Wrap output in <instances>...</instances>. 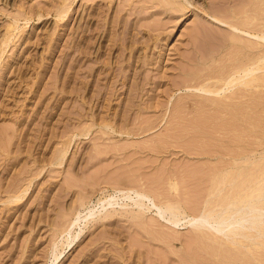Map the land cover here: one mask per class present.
Returning <instances> with one entry per match:
<instances>
[{"label": "rangeland", "instance_id": "374dc122", "mask_svg": "<svg viewBox=\"0 0 264 264\" xmlns=\"http://www.w3.org/2000/svg\"><path fill=\"white\" fill-rule=\"evenodd\" d=\"M263 31L264 0H0V264H264V70L223 84Z\"/></svg>", "mask_w": 264, "mask_h": 264}, {"label": "bare ground", "instance_id": "6f19581e", "mask_svg": "<svg viewBox=\"0 0 264 264\" xmlns=\"http://www.w3.org/2000/svg\"><path fill=\"white\" fill-rule=\"evenodd\" d=\"M65 7V6H64ZM263 14V13H262ZM247 15V14H246ZM257 16V15H256ZM248 18V17H247ZM246 18V19H247ZM251 18V17H250ZM258 18V17H257ZM256 18V19H257ZM248 20V19H247ZM248 22V21H247ZM256 22V21H255ZM254 23V22H253ZM252 25H254V24H252ZM250 28V27H249ZM252 28V27H251ZM253 29V28H252ZM262 29V28H261ZM255 31H257V30H255ZM259 33V32H258ZM261 33V32H260ZM260 36H262V37H264V31H263V33H261V34H259ZM233 39V38H232ZM235 40H237V39H235ZM238 41H239V39H238ZM248 41V40H247ZM242 42H243V40H242ZM251 42V41H250ZM242 44V43H241ZM240 44V45H241ZM245 44H246V42H245ZM247 46V45H246ZM249 46V45H248ZM257 46V45H256ZM255 45H254V47H256ZM238 47V46H237ZM243 47V46H242ZM245 47V46H244ZM243 47V48H244ZM239 48V47H238ZM236 52V51H235ZM242 53V52H241ZM240 54V53H239ZM235 55H237V53L235 54ZM241 55V54H240ZM247 55V54H246ZM242 56H244L245 57V55H242ZM248 56V55H247ZM250 56V55H249ZM238 56H236V59H238L237 58ZM252 57V56H251ZM240 58H242L241 56H240ZM247 59V58H246ZM256 59H257V57L255 58V62L254 61H252V63H250V64H243L244 66H242V69H239L238 71H236V73H239L240 74V72H242V73H244V76H247V75H249L250 74V76L249 77H245V78H242V77H238L237 75H235V73L234 72H232L231 73V75L229 74L228 75V77H226V78H228V79H225L224 80V85H230V86H232V85H235V84H238V83H242V84H244V85H246V86H249V85H254V81H256L257 80V78L255 77V76H253V75H251V73L252 72H254V71H256V70H259V69H263L264 70V53H259L258 54V60L256 61ZM242 60V59H241ZM249 60H250V58H249ZM240 63V62H239ZM242 63H243V61H242ZM244 63H245V61H244ZM246 63H247V60H246ZM237 66V65H236ZM240 68V67H239ZM228 74V73H227ZM215 77V76H214ZM224 77V76H223ZM223 77H222V79H223ZM257 77H260V76H257ZM212 78V77H211ZM221 78V77H220ZM263 78V77H262ZM210 79V78H209ZM221 80V79H220ZM219 80V81H220ZM262 81H263V79H262ZM212 85V84H211ZM214 88H212V86H207L206 85V87L205 86H202V89H204V90H206V91H210V92H218V90H219V88H216V86H213ZM218 87V86H217ZM236 105H238V104H236ZM247 107V106H246ZM245 107V108H246ZM250 110V109H249ZM243 111H245V109L243 110ZM246 112V111H245ZM242 113V112H241ZM245 114V113H244ZM247 115V114H246ZM244 116V115H243ZM248 116V115H247ZM247 118V117H246ZM252 119V118H251ZM244 120H245V118H244ZM248 120V119H247ZM232 178V177H231ZM248 195V194H247ZM247 197V196H246ZM252 197V196H251ZM254 197V196H253ZM251 199V198H250ZM242 200V199H241ZM247 200V199H246ZM247 202H248V200H247ZM246 203V202H245ZM170 208H171V206H169ZM167 237V236H166ZM168 238V237H167Z\"/></svg>", "mask_w": 264, "mask_h": 264}]
</instances>
